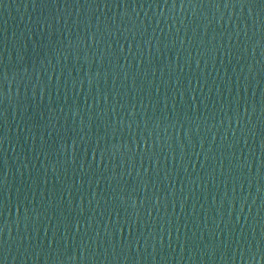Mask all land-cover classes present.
Segmentation results:
<instances>
[{"label":"water","instance_id":"obj_1","mask_svg":"<svg viewBox=\"0 0 264 264\" xmlns=\"http://www.w3.org/2000/svg\"><path fill=\"white\" fill-rule=\"evenodd\" d=\"M0 264H264V0H0Z\"/></svg>","mask_w":264,"mask_h":264}]
</instances>
